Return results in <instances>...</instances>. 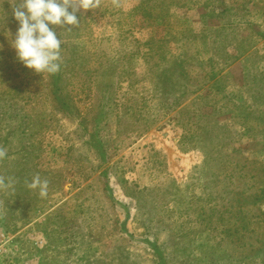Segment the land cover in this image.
Here are the masks:
<instances>
[{
	"label": "rangeland",
	"instance_id": "obj_1",
	"mask_svg": "<svg viewBox=\"0 0 264 264\" xmlns=\"http://www.w3.org/2000/svg\"><path fill=\"white\" fill-rule=\"evenodd\" d=\"M93 2L42 76L0 0V264H264V0Z\"/></svg>",
	"mask_w": 264,
	"mask_h": 264
},
{
	"label": "clouds",
	"instance_id": "obj_2",
	"mask_svg": "<svg viewBox=\"0 0 264 264\" xmlns=\"http://www.w3.org/2000/svg\"><path fill=\"white\" fill-rule=\"evenodd\" d=\"M95 7L93 0H20L19 5L13 8L18 27L10 43L17 59L36 74L58 73L61 68L62 40L55 29L67 26L71 30L79 26L78 13ZM6 155V149L0 148V159ZM0 184H3V180H0ZM29 187L38 189L39 194L44 196L47 194L48 181L37 175Z\"/></svg>",
	"mask_w": 264,
	"mask_h": 264
}]
</instances>
